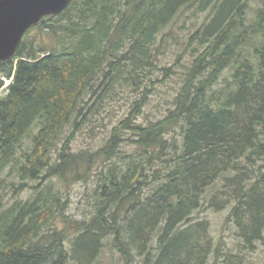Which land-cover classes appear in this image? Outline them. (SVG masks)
Wrapping results in <instances>:
<instances>
[{"label":"trees","instance_id":"obj_1","mask_svg":"<svg viewBox=\"0 0 264 264\" xmlns=\"http://www.w3.org/2000/svg\"><path fill=\"white\" fill-rule=\"evenodd\" d=\"M193 7L209 13L188 37L181 84L140 123L186 55L162 66L158 36ZM0 90V264H92L105 239L120 264H207L221 244L192 215L219 180L210 208L230 209L244 247L264 243V0H70L0 62ZM124 93L127 113L102 145L77 148L92 108ZM91 179L92 210L75 222L65 187ZM29 182L35 196L4 205Z\"/></svg>","mask_w":264,"mask_h":264},{"label":"rangeland","instance_id":"obj_2","mask_svg":"<svg viewBox=\"0 0 264 264\" xmlns=\"http://www.w3.org/2000/svg\"><path fill=\"white\" fill-rule=\"evenodd\" d=\"M257 0H251L252 5H256ZM194 7L189 10H182L178 17L172 22V24L162 31L158 36V41L165 36L164 56L161 57L162 66L170 67L174 64L177 56L181 53L186 54L181 59V64L178 67L177 75L163 81L158 84L154 90V93L150 96L147 105L139 117L140 123H146L147 121H153L160 118L169 107V102L173 98L175 91L181 84V71H185L183 66H187L190 58V49L185 51V46L190 34H192L197 27H199L208 17L209 11L199 12L194 16ZM35 34V32L31 33ZM49 41V39H47ZM159 79H162L160 73L155 75ZM9 84V81L5 79V86ZM4 86V87H5ZM4 95V91L0 90V97ZM129 94L124 93L115 97L114 100L105 103V107L99 109L98 115L92 116L97 110V107L92 108L90 116L87 117V122L83 126L82 132L77 136L75 145L77 148L84 150L91 148L95 151L102 145V139L107 135L110 128L124 115H126L129 101H131ZM106 125V126H105ZM104 128H103V127ZM7 171L0 175V178L5 177ZM94 180H90L87 183H75L72 186L65 187V190H69V205L67 216L73 221H81L84 217V213L88 214L92 208L89 206V202L95 189ZM54 184L55 191H63V186L57 179H53L51 182ZM47 182V184H51ZM38 182H29L28 188L19 193L14 199H11L13 195L11 193L5 196L3 203L5 206L11 205L14 200L26 201L27 199L36 195V190L32 189L37 186ZM221 181L206 190L202 207L195 211L192 218L195 220H206L210 224V233L214 238L216 246L221 244L220 253L213 252L207 264H264V243L256 242L250 248H246L242 244V240L236 233L235 227L231 223H226L229 208L222 211L210 208L211 197L216 194L220 189ZM220 197H223L222 195ZM90 207V208H89ZM89 216V215H88ZM58 229H63V225L56 222ZM54 228V227H52ZM47 230V229H46ZM77 236L74 230H70L66 239V247L70 249V242ZM104 249L102 253L97 257L96 261L92 264H120L119 256L111 249L109 240L102 241ZM66 264H76L71 259Z\"/></svg>","mask_w":264,"mask_h":264},{"label":"water","instance_id":"obj_3","mask_svg":"<svg viewBox=\"0 0 264 264\" xmlns=\"http://www.w3.org/2000/svg\"><path fill=\"white\" fill-rule=\"evenodd\" d=\"M70 0H0V62L10 60L27 30L61 12Z\"/></svg>","mask_w":264,"mask_h":264}]
</instances>
